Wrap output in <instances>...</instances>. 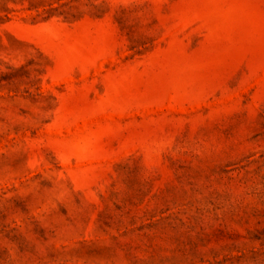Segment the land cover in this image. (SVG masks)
<instances>
[{"label":"rangeland","instance_id":"obj_1","mask_svg":"<svg viewBox=\"0 0 264 264\" xmlns=\"http://www.w3.org/2000/svg\"><path fill=\"white\" fill-rule=\"evenodd\" d=\"M0 264H264V0H0Z\"/></svg>","mask_w":264,"mask_h":264}]
</instances>
